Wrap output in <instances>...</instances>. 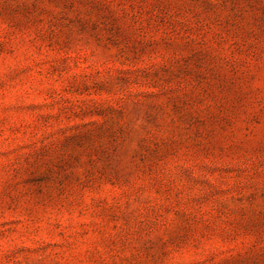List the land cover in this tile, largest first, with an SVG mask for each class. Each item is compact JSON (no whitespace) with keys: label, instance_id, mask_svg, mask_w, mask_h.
I'll use <instances>...</instances> for the list:
<instances>
[{"label":"rangeland","instance_id":"rangeland-1","mask_svg":"<svg viewBox=\"0 0 264 264\" xmlns=\"http://www.w3.org/2000/svg\"><path fill=\"white\" fill-rule=\"evenodd\" d=\"M0 264H264V0H0Z\"/></svg>","mask_w":264,"mask_h":264}]
</instances>
